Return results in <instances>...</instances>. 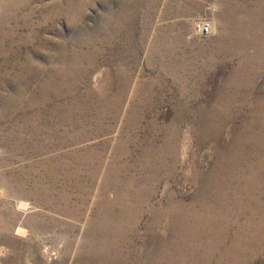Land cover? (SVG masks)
I'll list each match as a JSON object with an SVG mask.
<instances>
[{"label": "rangeland", "instance_id": "obj_1", "mask_svg": "<svg viewBox=\"0 0 264 264\" xmlns=\"http://www.w3.org/2000/svg\"><path fill=\"white\" fill-rule=\"evenodd\" d=\"M0 264H264V0H0Z\"/></svg>", "mask_w": 264, "mask_h": 264}, {"label": "built area", "instance_id": "obj_2", "mask_svg": "<svg viewBox=\"0 0 264 264\" xmlns=\"http://www.w3.org/2000/svg\"><path fill=\"white\" fill-rule=\"evenodd\" d=\"M202 34H208L209 33V29L208 28H201L200 29Z\"/></svg>", "mask_w": 264, "mask_h": 264}, {"label": "bare ground", "instance_id": "obj_3", "mask_svg": "<svg viewBox=\"0 0 264 264\" xmlns=\"http://www.w3.org/2000/svg\"><path fill=\"white\" fill-rule=\"evenodd\" d=\"M237 28H239V27H237ZM201 32V31H200ZM229 39V38H228ZM231 39V38H230ZM231 42V41H230ZM230 45V44H229Z\"/></svg>", "mask_w": 264, "mask_h": 264}]
</instances>
